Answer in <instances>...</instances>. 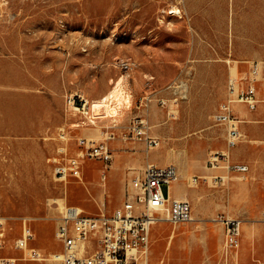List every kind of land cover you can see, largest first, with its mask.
<instances>
[{"label": "rangeland", "instance_id": "rangeland-1", "mask_svg": "<svg viewBox=\"0 0 264 264\" xmlns=\"http://www.w3.org/2000/svg\"><path fill=\"white\" fill-rule=\"evenodd\" d=\"M172 4L181 18L167 14ZM0 57V260L55 264L62 207L112 211L124 199L128 171L144 159H167L184 173L178 181L196 215L153 225L147 264H220L219 232L208 235L220 229L212 216L264 218V0H0ZM252 61L260 65L259 101L254 110L236 105L242 138L229 150L230 163L248 170L207 171L212 155L226 150L224 127L212 115L231 76L249 82ZM122 73L129 100H113L117 115L91 123L90 113L69 108L70 94H82L89 106ZM134 117L147 120L158 148L146 153L129 133ZM110 133V161L83 158L81 179L54 176L56 161L79 151V137ZM63 137L66 155L59 152ZM208 172L225 178L200 176ZM162 191L171 195L172 184ZM24 226L31 233L27 248L43 259L15 246Z\"/></svg>", "mask_w": 264, "mask_h": 264}, {"label": "built area", "instance_id": "built-area-1", "mask_svg": "<svg viewBox=\"0 0 264 264\" xmlns=\"http://www.w3.org/2000/svg\"><path fill=\"white\" fill-rule=\"evenodd\" d=\"M259 67L257 61L250 63L248 76L244 78L249 81L248 83L244 84L243 79L237 76L228 79L225 96L212 115L215 124L224 127L226 150L215 152L208 161V167H223L227 171L236 172L248 170L244 163H230L229 150L242 138L239 129L240 119L235 113L236 105L243 104L247 109L254 110L259 101L254 85ZM159 102L164 104L161 99ZM67 103L69 108L81 110V113L88 115V101L82 94H70ZM172 111H169L171 115ZM90 116L91 114L88 117L89 122L93 123L96 118ZM128 128L133 137L144 143L146 153L159 145L158 138L148 133L146 119L134 117ZM128 138V135H124L122 140L126 141ZM111 139H114L113 133L100 139L79 137L77 139L79 151L73 156L57 160L53 169L54 176L59 180H66L67 177L81 179L80 165L83 158L110 161L112 154L108 141ZM63 140L65 142L59 152L66 155L67 140L65 137ZM220 161L226 163L220 165ZM128 172L130 176L125 185L124 199L112 211L104 210L91 214L77 205L62 207L55 221L54 235L60 243L59 251L53 254L55 264H147L152 226L162 222L177 225L192 219L191 204L187 199H170L162 191V185L168 186L179 177L174 164L158 165L146 162L142 169ZM104 178L102 175V179ZM213 178L222 179L217 175ZM197 179L198 177L193 175L189 182L196 184ZM212 220L221 222L224 226L222 254L227 258L239 245L243 220L223 214ZM30 237L29 228L24 226L15 246L26 250L31 259L42 258L39 251L27 248ZM9 262L8 259L0 260V264Z\"/></svg>", "mask_w": 264, "mask_h": 264}, {"label": "crops", "instance_id": "crops-1", "mask_svg": "<svg viewBox=\"0 0 264 264\" xmlns=\"http://www.w3.org/2000/svg\"><path fill=\"white\" fill-rule=\"evenodd\" d=\"M0 73H2L1 57H0ZM235 75H236V73H235ZM237 109L238 108L236 107L235 110H237ZM238 110H242V107L239 106ZM153 149H155V148H153ZM146 162H152V163L157 164L155 161L149 160V159H144L142 161L138 160L137 168H135L134 170L138 171V170L142 169V167L144 166V164ZM168 162L169 161L166 159L165 161H163L161 164H158V165H164V164H167ZM114 167H117V166H114ZM204 168L207 171L213 170V171L217 172L219 170V168H212L211 169V168H208L206 166ZM179 173L184 175V173H181V172H179ZM200 176L202 178L206 177V179L209 176L214 177V175L211 173L209 174V172L208 173H202V174H200ZM171 184L173 186V191L171 192L172 194L168 196L170 199H173V198H175V199H187L189 201V199L187 198L188 193L186 190H183L180 188V184H179L178 179L173 181ZM190 204H191V202H190ZM191 212H192V216H194L192 205H191ZM219 214H223L225 216H232V217L241 218L237 214H229V213H223L222 212V213H217L216 215L212 216L211 219H213L214 217H216ZM195 217H196V215L194 216V218ZM241 219L243 221H242V225H241V233L239 236V245L236 248V250L234 251V253L230 254L227 258H224L223 262L221 261L220 264H264V218L258 219V220H253V219L247 220L246 218L245 219L241 218ZM217 226H219L220 229L209 230L208 235L210 234V235L214 236L217 232H219V235L217 236L218 241H219V238L221 237V242H223L224 226L221 222L219 224H217ZM209 227H210V225H209ZM150 241H151V232H150ZM218 245L221 247L222 244H218ZM206 252H207V250H206ZM222 256H223V254H221V258H222ZM40 259H43V258H40ZM40 259H35V260H40Z\"/></svg>", "mask_w": 264, "mask_h": 264}, {"label": "bare ground", "instance_id": "bare-ground-1", "mask_svg": "<svg viewBox=\"0 0 264 264\" xmlns=\"http://www.w3.org/2000/svg\"><path fill=\"white\" fill-rule=\"evenodd\" d=\"M173 5V4H172ZM170 7L169 10H167V14L172 17H182V12L181 9L176 6L175 4ZM166 15V14H165ZM168 17V18H169ZM170 26V25H169ZM128 64V63H127ZM126 65V64H125ZM128 74V73H127ZM126 75L124 73H122L116 80H111V78H109L111 81L110 83L112 84V87L108 90V92L106 94H104L103 96H101L99 99H93L90 102L89 105V113L91 114L90 117L93 118H108V117H113L115 115L118 114V107H117V102L116 104L114 103V105L112 106V102L113 100H119V97L122 95L123 93V80L124 77ZM237 75H233L231 77H236ZM125 94V93H124ZM122 97L124 99H126V101L129 100L128 94L127 95H122ZM184 97V96H183ZM115 102V101H114ZM120 102H118L119 104ZM126 106V105H125ZM129 106V105H128ZM86 117V116H85ZM102 120V119H101ZM75 126H78L77 124H75ZM95 126V125H94ZM110 126V125H109ZM113 126V125H112ZM93 138V137H90ZM103 138V137H102ZM160 144V143H159ZM158 146L154 147V148H158ZM171 150V149H170ZM175 152V151H173ZM185 166H183L184 168ZM187 167V166H186ZM205 167V166H203ZM213 168H218V167H213ZM181 172V171H179ZM182 173V172H181ZM188 174V173H187ZM191 176V175H190ZM213 178V176H209L208 178ZM223 178H225V176H222ZM206 178V177H204ZM187 179V178H186ZM67 181V180H66ZM195 218L192 216L191 220H194ZM190 220V221H191ZM189 222V221H188ZM187 223V222H186ZM172 235V234H171ZM170 240V239H169ZM169 243V242H168ZM170 245V244H169Z\"/></svg>", "mask_w": 264, "mask_h": 264}]
</instances>
